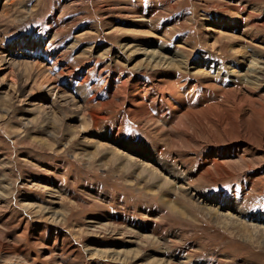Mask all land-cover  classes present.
I'll return each instance as SVG.
<instances>
[{
    "label": "rangeland",
    "instance_id": "rangeland-1",
    "mask_svg": "<svg viewBox=\"0 0 264 264\" xmlns=\"http://www.w3.org/2000/svg\"><path fill=\"white\" fill-rule=\"evenodd\" d=\"M154 50L203 102H262L128 110L123 82L175 80ZM0 52V264H264V0H0Z\"/></svg>",
    "mask_w": 264,
    "mask_h": 264
},
{
    "label": "bare ground",
    "instance_id": "bare-ground-1",
    "mask_svg": "<svg viewBox=\"0 0 264 264\" xmlns=\"http://www.w3.org/2000/svg\"><path fill=\"white\" fill-rule=\"evenodd\" d=\"M140 20H143V19H140ZM148 23V22H147ZM254 26V25H253ZM21 44V43H20ZM158 47L160 48V45H158ZM20 48H22L21 46H20ZM131 49V48H130ZM161 49V48H160ZM145 50V49H144ZM239 50V49H238ZM135 51H137V49H135ZM236 51V50H235ZM239 52V51H238ZM127 53V52H126ZM156 53H158L159 55H156L155 56V54ZM160 51L158 50H154V51H151V53L149 52V56H150V58H148V56H147V58H145V60H143V65H149L150 67L151 66H160L161 68H165V69H168L167 71H168V73H170V75H173V77L175 78V80L173 81V82H171V81H167V82H164V83H162V81H159V83L158 84H156V85H152V84H149V85H147V84H144L143 82H140V81H137L134 85H127L128 84V82H123V90L121 91V94L123 93V95H122V99H123V103H125V107H127V109L129 110V109H131V108H138V111L139 112H141L142 114H144V115H146V116H148L147 118L148 119H150L151 117H150V115H148V113H147V111L145 110L147 107H148V105H155L156 104V102H158V104H159V106H160V108L159 109H157V110H159V112H163L162 114H160L159 116L161 117V118H163V116L166 114V112H167V108H169V113H170V118H178L179 119V121L181 120V121H184V120H192L194 117L196 118L197 116H195L196 114H200L201 112H204L205 114L206 113H209V112H212V114H214V113H218V112H222L223 111V109L221 110V108H225L226 106H224V107H221L220 108V106H223V105H221V104H224V105H226L225 103L226 102H229V103H233V105L235 104H238V103H240L241 101H243L244 99L245 100H249V101H251V103L253 102V103H255L256 101H257V103H259L260 104V102H262V101H260V102H258V100H257V98L256 99H254V98H251V97H249L248 95L246 96V95H244V93H242V96L241 97H239V96H236L237 98H235V97H231V96H229L228 94H225V93H227L226 92V90H224L225 92H223L224 93V99H222V101H221V99H220V101L222 102V103H220V101H217V102H213V101H210V98L212 99V98H214L213 96L214 95H211V94H208L207 93V95H209V100H207V102H203L202 101V97L203 96H201V98L202 99H200V98H197V97H195L196 95V92L194 93V90L193 89H190L189 87V83H185V80H184V78L181 76V75H178V76H175L176 74H174V71H175V69L176 70H178V68L180 69V68H182V69H188L187 67H186V65H185V62L184 61H182V60H180L179 58H177L176 59V57H177V55H179V54H176L175 52H174V57L173 58H171L169 61H167V58H170V57H166L165 55H160ZM145 54V53H144ZM5 54H1V52H0V66H2V65H4V64H6V63H8V60H6V58H5V56H4ZM7 55V54H6ZM9 55V54H8ZM123 57V56H122ZM126 60H127V58H126ZM17 62V61H16ZM250 62H254V61H250ZM21 63V62H20ZM251 63V64H252ZM257 63L258 62H255L253 65H254V68H253V65L251 66V68H253L254 69V71L253 70H250V72L252 71L253 73H255L256 74V78L254 77V79H255V82L252 80H249V78L248 77H246V78H244L243 79V81H244V83H246L245 84V86H243V87H245V88H247V91H250V94H251V96L253 95V91H252V89H253V87H249V85H248V83H254L255 84V86L258 88V83L259 82H257V81H259L260 79L259 78H261V76H263V75H261L260 76V72H261V70H262V66H256L257 65ZM10 64V63H9ZM25 64V63H24ZM36 64V63H35ZM38 64V63H37ZM194 65H192V67L191 68H198V66H202V65H204V63H202V62H199V61H197V62H194L193 63ZM8 65V64H7ZM15 65V64H14ZM21 65V64H20ZM29 66H32V64H30ZM36 66V65H35ZM37 66H39V65H37ZM149 67V68H150ZM12 68V67H11ZM32 68V67H31ZM36 68H38V67H36ZM36 68H35V70H36ZM39 68H40V66H39ZM153 68V67H152ZM33 69V68H32ZM150 70V69H149ZM196 70V69H195ZM20 71V70H19ZM29 71V70H28ZM37 71H39V73H40V70H37ZM46 71V70H45ZM201 71H203V72H205V74H203L202 76H204V77H206V80L207 81H210V82H212V81H214V82H218L219 81V79H218V81L217 80H214L213 79V76L211 75V73L212 72H208V71H205V70H198L197 72L198 73H200ZM249 70H247V72H248ZM31 72V71H30ZM33 72V71H32ZM187 72V71H186ZM207 72V73H206ZM42 73H45V72H42ZM34 74V73H33ZM202 74V73H201ZM200 74V75H201ZM245 74H247L249 77H252V75H249L248 73H245ZM251 74V73H250ZM45 76V75H44ZM38 77H39V75H38ZM42 77V76H41ZM40 77V78H41ZM46 77H48V76H46ZM43 78V77H42ZM185 78H187V76L185 77ZM258 78V79H257ZM20 79V78H19ZM50 78H43V79H41V81H37L36 83H37V85H38V88H40L39 86H42V85H45V82H47L48 80H49ZM134 78H131V80H133ZM22 80V79H21ZM169 80V79H168ZM257 80V81H256ZM25 83V82H24ZM219 83V82H218ZM226 83V82H225ZM236 83V82H235ZM234 83V80L233 81H231V85H236ZM122 84V83H121ZM164 84V85H163ZM227 84H230V83H227ZM226 84V85H227ZM210 85H213V84H210ZM243 85V84H242ZM248 85V86H247ZM12 86V85H11ZM254 86V85H253ZM254 86V88H256ZM45 87V86H44ZM211 87V86H210ZM226 87H228V86H226ZM239 88V87H238ZM138 89L139 90H141V91H143V92H145V94L143 95V96H141L140 94H136V92H138ZM238 91V90H237ZM230 93V92H229ZM244 95V96H243ZM258 95V94H257ZM264 97V94L263 95H259V97ZM61 97V96H60ZM154 97H156V98H158V100L156 101V100H154ZM197 98V99H196ZM215 99V98H214ZM213 99V100H214ZM259 99V98H258ZM264 99V98H263ZM216 100V99H215ZM155 101V102H154ZM202 101V102H201ZM255 101V102H254ZM72 104H74V103H72ZM38 105V104H37ZM124 105V104H123ZM232 106V105H231ZM228 107V105H227V107L228 108H233V107ZM151 107V106H150ZM235 107V106H234ZM80 109V108H79ZM240 109V108H239ZM226 110V109H225ZM80 111V110H79ZM82 112H83V110H81ZM84 113V112H83ZM169 113H168V115H169ZM204 115V114H203ZM158 116V117H159ZM184 118V119H183ZM185 118H187V119H185ZM227 119V117L226 116H220L219 117V121L220 122H223L224 120H226ZM244 119V118H243ZM85 118H83L82 117V120H81V122H80V124L77 126V129H79V130H77V132L78 131H80L81 129H83L84 127H86V123H85ZM174 120V119H173ZM177 121V120H176ZM178 121V122H179ZM178 124V123H177ZM181 124V123H180ZM179 125V124H178ZM117 141V140H116ZM115 141L113 140V143H114ZM100 145V144H99ZM106 145V144H105ZM120 146H123L124 148L126 147V146H124V145H121V144H119V147ZM98 147V146H97ZM113 148V147H112ZM127 148V151H129V152H131V153H135V152H137L136 154H138V153H140L139 151H138V149L136 148V147H134V146H129V147H126ZM109 149V148H108ZM115 149V148H114ZM109 151H110V149H109ZM116 151V150H115ZM118 151V150H117ZM121 153V152H120ZM145 153V152H144ZM144 153H141L142 155H143V157L146 155V157H148V158H152L153 159V161L155 162V163H157L159 160H157V159H155V157H151L150 155H148V154H144ZM128 157H129V160H132V159H134L132 156H129L128 155ZM151 159V160H152ZM155 159V160H154ZM140 160V159H139ZM150 160V159H149ZM142 161L143 160H140L139 161V164H140V166H142V168H144L145 166H147V167H149L148 166V164L146 165V164H144V162L142 163ZM135 162V161H134ZM218 165V164H217ZM222 166H223V164H222ZM151 167V166H150ZM216 167V166H215ZM217 169H218V166L216 167ZM216 169V170H217ZM220 169V168H219ZM156 173L157 171H155V169H150V171H149V173ZM219 172H220V170H219ZM221 173V172H220ZM152 174H151V176H152ZM159 175V174H158ZM157 177V176H156ZM160 177V176H159ZM174 177V176H173ZM162 178V177H161ZM166 178V177H165ZM165 180H168V179H165ZM163 181H164V178H163ZM183 182V181H182ZM163 199V201L167 204V206H168V208L169 209H171L172 211H175V212H178V213H181V211H180V209H178L177 207H175L176 205H174L169 199H167V198H162ZM58 213V212H57ZM56 213V214H57ZM221 214V213H220ZM224 215H225V213H224ZM227 215V214H226ZM222 216V215H221ZM229 217V216H228ZM222 218V217H221ZM225 218V217H224ZM232 219V218H231ZM55 220V219H54ZM226 220V219H225ZM223 221H224V219H223ZM225 222V221H224ZM239 222V221H238ZM232 222H231V220H230V224H231ZM240 223H242V222H240ZM228 225V224H227ZM234 225V224H233ZM108 226V225H107ZM109 226H111V225H109ZM108 226V227H109ZM243 226H244V223H243ZM95 228V227H94ZM99 228V227H98ZM98 228H95V229H98ZM115 229V228H114ZM118 229V228H117ZM119 231V230H118ZM117 231V232H118ZM123 231V230H122ZM127 231V230H126ZM91 232V231H90ZM121 232V231H120ZM131 233V232H130ZM129 233V234H130ZM124 234V233H123ZM128 234V235H129ZM131 234H133V233H131ZM126 235V234H125ZM134 235V234H133ZM146 236V235H145ZM149 237V236H148ZM151 237V236H150ZM145 239V238H144ZM153 239V238H152ZM155 239V238H154ZM153 239V240H154ZM147 240V239H146ZM151 241V240H150ZM157 241V240H156ZM150 244V243H149ZM154 245V244H153ZM158 246V245H157ZM163 246V245H162ZM138 247V246H137ZM122 250V249H121ZM159 250V249H158ZM162 251V250H161ZM113 252H114V250H113ZM120 252V251H119ZM119 252L118 251H115V253L117 254V256L118 257H121V255L119 254ZM137 252V251H136ZM163 252H165V251H163ZM111 253V252H110ZM121 253V252H120ZM133 253V252H132ZM98 254V253H97ZM128 253L127 252H125V254H124V256H123V258L122 259H120V258H118V257H113L114 259H118V261H119V259L120 260H122V261H124V260H126L127 259V257H128V255H127ZM130 254V253H129ZM96 255V254H95ZM98 256V255H97ZM138 256V255H137ZM135 257H136V253H135V255H133L132 254V258L133 259H135ZM139 257V256H138ZM143 259V258H142ZM141 259V260H142ZM145 260H147L146 258H145ZM164 260H166V259H164ZM142 262V261H141ZM153 262V261H152ZM165 262V261H164ZM169 264H173L172 263V261H171V259L169 260ZM143 263V262H142ZM149 263V262H148ZM156 264V263H155ZM168 264V263H167ZM177 264V263H176ZM182 264V263H181Z\"/></svg>",
    "mask_w": 264,
    "mask_h": 264
}]
</instances>
